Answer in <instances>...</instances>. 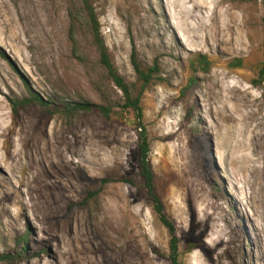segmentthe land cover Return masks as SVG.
Segmentation results:
<instances>
[{
  "label": "rangeland",
  "instance_id": "obj_1",
  "mask_svg": "<svg viewBox=\"0 0 264 264\" xmlns=\"http://www.w3.org/2000/svg\"><path fill=\"white\" fill-rule=\"evenodd\" d=\"M91 1L112 64L143 93L181 264H264V0ZM133 58L153 75L144 89ZM82 102L112 114L57 107ZM123 105L81 0H0V254L27 233L23 264H169L141 189L115 182L140 184Z\"/></svg>",
  "mask_w": 264,
  "mask_h": 264
},
{
  "label": "trees",
  "instance_id": "obj_2",
  "mask_svg": "<svg viewBox=\"0 0 264 264\" xmlns=\"http://www.w3.org/2000/svg\"><path fill=\"white\" fill-rule=\"evenodd\" d=\"M82 7L86 15L88 23L92 26L95 36L98 51L100 53L101 63L108 72L110 79L113 81L115 86L123 93L124 105L122 106L125 110H132L138 119V166L139 172L138 176L140 178V184H137V180L133 177H121L115 182L125 183L132 187H139L144 194L146 200L150 205L151 213L157 223H159L166 231L169 237L168 247L166 256L169 264H181L180 262V239L177 235V227L174 221H172L165 212V207L162 199L157 193L154 168L151 162V142L146 130V127L142 123L143 120V109L141 106L142 94L138 96L134 95L133 87L128 85L125 80L118 74L116 68L112 64L110 59L108 49L100 35L99 19L96 10L93 6L91 0H81ZM199 61L201 65L204 66L205 72L209 71V63L205 57ZM133 66L138 75L139 80L143 81V89L148 86L153 81V75L142 70L140 65L133 58ZM264 77V69L261 72ZM31 103L34 106L39 107L42 112L46 115H56L62 112V110L49 107V101H44L38 96H33L31 98ZM55 106V104L53 105ZM16 107V106H15ZM65 111H83V112H93L100 114L105 118H110L112 114V107L106 105H97L88 102L64 104L57 106ZM195 135L198 147L204 151L207 150L206 145H204L203 137L199 136V131H196ZM29 244L28 234H23L20 239L15 240V248L11 253L0 254V264H23L28 261L27 251ZM192 248H197L193 245ZM45 252V250H44Z\"/></svg>",
  "mask_w": 264,
  "mask_h": 264
}]
</instances>
